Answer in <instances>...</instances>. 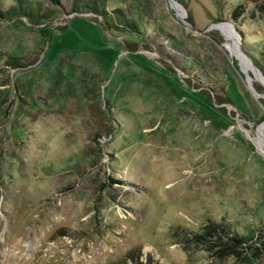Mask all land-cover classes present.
Listing matches in <instances>:
<instances>
[{
	"label": "rangeland",
	"instance_id": "rangeland-1",
	"mask_svg": "<svg viewBox=\"0 0 264 264\" xmlns=\"http://www.w3.org/2000/svg\"><path fill=\"white\" fill-rule=\"evenodd\" d=\"M34 1L0 18V264H264V1L102 0L136 32ZM207 219L259 257L194 241Z\"/></svg>",
	"mask_w": 264,
	"mask_h": 264
},
{
	"label": "trees",
	"instance_id": "trees-1",
	"mask_svg": "<svg viewBox=\"0 0 264 264\" xmlns=\"http://www.w3.org/2000/svg\"><path fill=\"white\" fill-rule=\"evenodd\" d=\"M181 11H185L184 9V1L183 0H174ZM254 1V0H253ZM264 1V0H263ZM54 3H59V0H52ZM87 8L90 10L91 13L95 15H100L103 17V22L105 26L108 28H114L116 30L128 31V32H136L137 30V23L135 21H131L128 18H125L123 15L118 14L117 12H110L106 10L103 6L102 0H72L71 3V13H78L82 12V9ZM53 11L47 7L41 8L38 1L34 0H14L12 4H10L7 8H2L0 5V18L11 20V21H18V22H25L27 24H41L43 23L48 17L52 15ZM113 15H118L122 21L116 22L114 21ZM187 19L190 21V18L187 16ZM100 22V20H99ZM45 26V25H43ZM62 29H64L62 27ZM148 49L150 48L149 45L145 44ZM137 50V49H136ZM135 48H131V51H136ZM155 56L158 60V54ZM161 60V58H159ZM163 61V60H162ZM167 65H164L167 69L170 70L172 73H177L175 70V65L169 60L165 61ZM169 65V66H168ZM264 67V66H263ZM184 78V77H183ZM187 79V78H186ZM190 86H193L194 83L191 82L190 78ZM263 84V83H261ZM198 89H195L199 92L202 96L209 99L216 109L221 112L222 114H226L224 110V106L221 105L226 101L222 100L220 96H214L210 94V92L206 90L200 89L201 87L196 86ZM192 88V87H191ZM218 97V98H217ZM228 100H231L229 96H226ZM225 99V98H223ZM218 100V101H217ZM241 111V110H240ZM228 114V113H227ZM260 131V128H259ZM100 136L99 133H96L94 136V140L96 137ZM207 223L204 224L201 230L194 233L192 235L193 240L196 242L203 243L208 246V248L218 247L220 251L230 252V253H239L244 250H250L251 254L255 257H259L257 251H259V246L252 242V239L256 238L263 244L261 248L260 256L263 255L264 251V241L260 239L259 236L253 234H238L235 232L229 231L226 227H223L221 223H217L211 219H207Z\"/></svg>",
	"mask_w": 264,
	"mask_h": 264
},
{
	"label": "bare ground",
	"instance_id": "bare-ground-1",
	"mask_svg": "<svg viewBox=\"0 0 264 264\" xmlns=\"http://www.w3.org/2000/svg\"><path fill=\"white\" fill-rule=\"evenodd\" d=\"M171 5H172L174 8H176L177 13H178L179 10L177 9V7H176V5L174 4L173 0L171 1ZM217 27H220V25H217ZM225 31H226V32L229 34V36L232 38L231 31H229L228 29H225ZM232 39H233V38H232ZM226 44H227V47H228V49L230 50L231 53H236V54L238 55L239 52H237V49H236L235 46H234L233 40L231 41V39H229V41H227ZM239 55H242V54L239 53ZM239 55H238V56H239ZM241 57H243V56H240V58H241ZM243 59L246 61V59H245L244 57H243ZM243 59L241 58L242 64L244 65V67H247V68H248V66H247L248 63H247V61L245 62Z\"/></svg>",
	"mask_w": 264,
	"mask_h": 264
},
{
	"label": "water",
	"instance_id": "water-1",
	"mask_svg": "<svg viewBox=\"0 0 264 264\" xmlns=\"http://www.w3.org/2000/svg\"><path fill=\"white\" fill-rule=\"evenodd\" d=\"M169 1H170V3H171L172 0H169ZM216 26H217V25H216ZM259 77H260V76H259ZM263 77H264V76H263Z\"/></svg>",
	"mask_w": 264,
	"mask_h": 264
}]
</instances>
